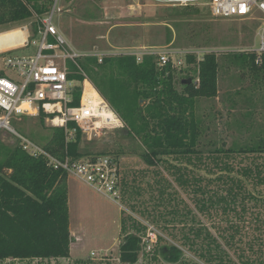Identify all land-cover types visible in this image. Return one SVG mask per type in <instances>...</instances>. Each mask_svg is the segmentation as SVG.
I'll list each match as a JSON object with an SVG mask.
<instances>
[{
    "label": "trees",
    "instance_id": "trees-1",
    "mask_svg": "<svg viewBox=\"0 0 264 264\" xmlns=\"http://www.w3.org/2000/svg\"><path fill=\"white\" fill-rule=\"evenodd\" d=\"M52 4L53 0H0V29L21 26L32 20L34 39L39 31L37 18L50 12ZM226 59L241 77L250 79L251 84L259 78L264 81V52L246 51ZM186 61L196 64L199 73L197 78L185 77L184 81L191 78L194 82L189 86L181 85L183 91L176 84V69L172 64L161 68L153 55L142 62L134 55L108 56L101 63L91 58L82 62L95 88L125 121L124 130L139 141L142 151L137 148L133 153L139 154L145 164L154 167L172 157L190 163L206 160L221 172L215 180L221 183L222 191L214 192L209 202L203 197L211 193V188L195 179L198 209L200 212L212 209V213L216 212V217L221 218L216 235L201 225L200 220L196 221L193 209L189 208L179 215L190 216L194 226L179 232L176 241L180 246L162 244L161 238L152 256L154 262L264 264V215L254 213L248 205L254 199L258 201L248 182L264 186V172L259 166L252 168L251 165L243 168L239 176H233L236 171L232 164L235 157L252 156L255 161L264 157V131L257 135L255 145L238 146L233 142L218 148L213 140L204 143L208 126L206 115L197 112L198 104L201 99L218 97L222 64L215 52L206 53L201 62L196 61L194 54H188ZM252 88L253 91L258 89L256 85ZM80 96L79 87L73 94V106L80 105ZM44 118L43 114L38 117L42 126ZM17 139L15 146L0 143V264L11 260H65L70 257L72 247L69 173L55 169L47 158L25 153L21 140ZM82 142L83 136L78 129L74 139L67 141L65 130L54 128L45 138L43 148L62 161L70 158L73 162L94 160L109 153L92 154L82 148ZM138 150L140 153L136 152ZM205 150L210 152L209 157H203ZM122 154H125L123 150L118 151L117 157ZM209 165L205 163L203 170ZM180 180L181 183L182 178ZM210 182L212 178L207 184ZM144 248L138 235L125 238L119 249L120 262L134 260L145 252ZM185 248L201 263L188 261Z\"/></svg>",
    "mask_w": 264,
    "mask_h": 264
},
{
    "label": "rangeland",
    "instance_id": "rangeland-1",
    "mask_svg": "<svg viewBox=\"0 0 264 264\" xmlns=\"http://www.w3.org/2000/svg\"><path fill=\"white\" fill-rule=\"evenodd\" d=\"M165 1L168 0H64L65 12L57 15L54 23L77 51L100 50L111 55H127L140 52L139 49L146 47L158 51L195 52L197 62L199 61L197 58H202L206 52H215L222 64L221 73L224 74L225 70H229V75L236 76L233 82L227 81L228 78L222 82L220 100L215 103L220 111L218 115L216 114L218 116L216 120L221 122L222 127L214 131L209 126L210 120L212 121L214 117L211 113L213 111L209 112L212 105L210 101L197 109L200 115L203 113L201 110L206 112L204 114H206L208 135L203 142L207 144L208 140L220 136L221 141H227L228 146L233 142L238 146L255 145L257 135L260 136L264 131V81L259 78L255 84H251V80L241 77L226 58L230 59L243 52L260 48L262 15L216 20L211 14L210 7L205 5L207 0H193L195 2L188 3L187 6ZM32 23L33 21L29 20L21 26L5 27L0 29V33L27 26L32 36ZM35 41L37 45L30 44L24 49L3 55L0 61L7 55L19 58L35 56L40 50V40ZM198 73L196 64L187 63L183 67L176 68L175 79L180 91H183L181 85H184L185 77L190 75L197 78ZM79 83L76 82V85ZM254 85L258 87L257 91H253ZM231 95H236L238 101L240 98L243 101L239 102L234 110L230 109L232 102L228 98L232 97ZM10 120L16 134L41 147L52 129L46 123L42 126L38 118L14 114ZM226 123H233L236 127L226 126ZM237 127L239 131L235 129ZM0 143L5 146H15L18 139L8 130H2ZM82 148L92 154L107 151L109 152L107 156L113 158L117 157L118 151L123 150L125 154L117 157L120 170L132 172L129 174L128 182H132L137 191L132 189L128 203L129 198L126 199L125 188H122L120 201L113 202L87 184L76 180L74 176H69L72 187L69 202L70 227L75 235L71 250L72 259L87 260L92 253L97 257L94 261H99L104 255L117 256L121 243L125 240H120L122 236L120 224L123 218L125 222H135L131 224L132 226L140 227L137 234L145 246V252L138 254L130 262H103V264H157L152 256L160 239L163 240L162 244L167 242L166 244L169 245L180 246L181 243L176 241L179 232L182 233V230L194 226L190 216L187 218L179 215L186 213L189 208L193 209L196 221L200 220L201 225L216 235L215 230L221 218H217L216 212L212 213V209L209 212H200L195 193L197 186L195 179H200V183L203 182L202 186L208 185L211 188V193L203 197L207 202L214 192L222 191L219 188L221 183L215 180L221 176V172L210 161L190 163L172 157L168 162L149 167L139 154L133 153V150L140 148V143L125 130H104L99 137H94L92 140L83 137ZM140 149L142 151V148ZM136 152L140 153V150ZM204 152L209 156L210 152L207 150ZM232 162L236 171L233 176H239L243 168L251 165L252 168L259 166L264 172V157L256 161L252 156L235 157ZM205 163L210 164L207 170H203ZM180 178H182L181 183ZM211 178L212 182L207 184ZM248 183L249 189L254 192L258 200L256 202L254 199L248 202V205L254 213L260 212L264 215V186L258 187L250 180ZM199 198L201 199L202 196ZM133 203L136 208L131 206ZM150 231L157 236L155 245L150 241H143ZM183 251L188 261L201 263L193 253L187 252L186 248ZM2 264L71 263L66 260L65 262L11 260ZM160 264L166 263L161 260Z\"/></svg>",
    "mask_w": 264,
    "mask_h": 264
},
{
    "label": "built area",
    "instance_id": "built-area-1",
    "mask_svg": "<svg viewBox=\"0 0 264 264\" xmlns=\"http://www.w3.org/2000/svg\"><path fill=\"white\" fill-rule=\"evenodd\" d=\"M62 2L63 0H53L50 12L37 18L39 31L36 38L33 39L30 29L24 26L22 29L28 33L24 46L0 53L1 57L24 49L30 44L35 46L37 45L35 40H40V50L35 56L19 58L7 55L1 58L0 131L8 130L16 135L21 140V147L25 153L37 158H47L55 169L66 171L69 176H74L78 181L87 184L113 202L120 201L123 175L119 160L103 156L94 160L82 159L73 162L70 158H66L62 161L50 155L43 147L16 134L11 125L10 119L14 114L33 118L43 114L47 126L65 130L67 141L74 139L77 129L81 131L83 137L92 140L94 137H99L104 130L117 131L126 128L123 118L95 88L81 63L89 58L101 63L104 57L116 55L100 50L77 51L54 23L55 17L65 12ZM165 2L187 6L188 3L195 1ZM205 5L210 7L211 14L216 20L250 18L261 14L263 22L259 33L261 45L259 49L249 51H255L257 54L264 52V0H207ZM139 51L127 55L136 56L138 62L153 55L161 68L171 63L174 69L187 64L188 54H195V52L184 53L174 50L158 51L155 48H143ZM203 57L197 58L198 62H201ZM76 82H80L79 85H76ZM79 87L81 88L80 105L75 107L72 105L73 94ZM71 124L75 127L72 128ZM143 241H150L155 245L157 236L150 231ZM92 256L95 254L92 253Z\"/></svg>",
    "mask_w": 264,
    "mask_h": 264
},
{
    "label": "crops",
    "instance_id": "crops-1",
    "mask_svg": "<svg viewBox=\"0 0 264 264\" xmlns=\"http://www.w3.org/2000/svg\"><path fill=\"white\" fill-rule=\"evenodd\" d=\"M64 1V0H63ZM62 6L63 7H65L64 5H63V2H62ZM144 48H146V47H144ZM143 48H141V50H142ZM228 71L229 70H225L224 72V74H222V75H220L219 74V80H218V97L217 98H215V99H201V101H199V104H198V107H200V106H202V105H205L206 103H208V101H210L211 102V106H210V111L209 112H211V111H213V112H211L212 114H214V117H213V119H212V121L210 120V124H209V126L211 127V128H213V130L215 131V130H217L219 127H222V124H221V122L219 121V120H216L217 118L216 117H218L217 115L220 113V111H218V108H217V106H215V103H216V101L218 100H220V98H219V92H220V89H221V84H222V82H224L225 80H226V78H228V80L227 81H230V80H232V82H233V80H235V74H233V75H229L228 74ZM232 97H234V98H232V97H230V98H228L229 99V101H231L232 102V106H231V110H234V109H236L237 107H238V103L239 102H241L242 101V98H240V101H238V99H237V97L238 96H236V95H231ZM214 103V105H213V103ZM243 102V101H242ZM241 102V103H242ZM201 112H203L202 114L203 115H206V114H204V113H206V112H204V111H202L201 110ZM209 112H208V115H209ZM217 114V115H216ZM210 117H211V115H209ZM229 125V127H236L235 125H233V123L232 124H228V123H226V126H228ZM236 130L238 129V127L237 128H235ZM238 131H239V129H238ZM244 134V133H243ZM215 135V134H214ZM213 143H217V145H218V148H221L222 146H223V144H225L226 145V147L228 146V144H227V141H225V140H223V141H221L222 140V138L219 136H217L216 138H214L213 137ZM216 139V140H215ZM217 156V155H216ZM218 156H224V155H218ZM203 157H209L207 154H204L203 155ZM192 163V162H191ZM196 166V165H195ZM143 171V170H142ZM130 173H132L131 171H129V170H122V175H123V182H122V185H121V190H122V188H125V191H124V196L126 197V199L127 198H129V199H127L128 200V203H130V199H131V196H132V189L133 190H135V192L137 191V189H134V185H132V182L130 183V182H128L129 180H128V178H129V174ZM71 179V178H70ZM70 179L68 178V192H69V202H70V197H71V194H72V191H71V189H72V187H71V182H70ZM76 179V178H75ZM126 179V180H125ZM77 180V179H76ZM133 182H134V180H133ZM122 206V205H121ZM120 206V207H121ZM133 208H136L135 207V203H133L132 205H131ZM122 208V207H121ZM123 209V208H122ZM131 224H135V222L134 223H131V222H125V220H124V218L121 220V224H120V227H121V231H122V236L120 237V240L121 239H125V238H127L128 236H132V235H138L137 234V231L140 229V227H136V226H132ZM71 228V227H70ZM71 246H72V243H74V240H75V235H74V233H73V231H72V228H71ZM119 240V242L118 243H120L121 241ZM73 247V246H72ZM72 247H71V250H72ZM96 258L97 257H90L89 259H81V258H76V259H72L71 258V255H70V257L69 258H66L65 260L66 261H69L71 264L73 263V264H103V262H106V263H110V262H119L120 263V258H119V255H117V256H112V255H104L103 257H102V259H100L99 261H94V260H96ZM65 260H56V261H60V262H65ZM39 261V260H38ZM28 262V261H27Z\"/></svg>",
    "mask_w": 264,
    "mask_h": 264
},
{
    "label": "bare ground",
    "instance_id": "bare-ground-1",
    "mask_svg": "<svg viewBox=\"0 0 264 264\" xmlns=\"http://www.w3.org/2000/svg\"><path fill=\"white\" fill-rule=\"evenodd\" d=\"M27 36L28 33L22 28L0 33V53L22 48L27 41Z\"/></svg>",
    "mask_w": 264,
    "mask_h": 264
},
{
    "label": "water",
    "instance_id": "water-1",
    "mask_svg": "<svg viewBox=\"0 0 264 264\" xmlns=\"http://www.w3.org/2000/svg\"><path fill=\"white\" fill-rule=\"evenodd\" d=\"M193 82H194L193 79L189 78V80L184 81L183 84L186 86H189V84H192ZM142 104H144V103L142 102Z\"/></svg>",
    "mask_w": 264,
    "mask_h": 264
}]
</instances>
